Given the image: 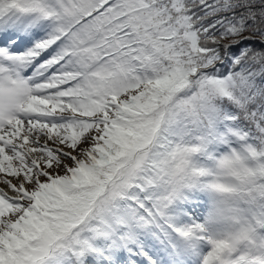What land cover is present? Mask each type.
Masks as SVG:
<instances>
[{
  "label": "snow or ice",
  "instance_id": "6c2138e0",
  "mask_svg": "<svg viewBox=\"0 0 264 264\" xmlns=\"http://www.w3.org/2000/svg\"><path fill=\"white\" fill-rule=\"evenodd\" d=\"M0 264H264V0H0Z\"/></svg>",
  "mask_w": 264,
  "mask_h": 264
}]
</instances>
